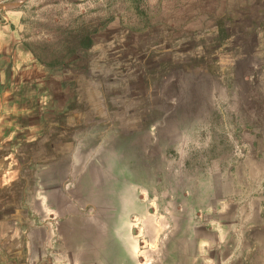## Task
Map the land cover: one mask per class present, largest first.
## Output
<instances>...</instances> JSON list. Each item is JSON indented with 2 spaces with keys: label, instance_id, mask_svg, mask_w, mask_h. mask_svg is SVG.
<instances>
[{
  "label": "rangeland",
  "instance_id": "374dc122",
  "mask_svg": "<svg viewBox=\"0 0 264 264\" xmlns=\"http://www.w3.org/2000/svg\"><path fill=\"white\" fill-rule=\"evenodd\" d=\"M222 1L0 0V22H12L45 65L72 69V28L91 30L94 44L78 54L84 76L99 81L107 117L86 126L120 141L112 157L127 168L116 175L134 182L128 220L135 264L203 262L195 239L210 218L264 194V7ZM133 50L140 60L130 67L125 58ZM108 73L100 87L97 77ZM6 235L28 239L12 227L0 239ZM6 254L0 246V264L9 263Z\"/></svg>",
  "mask_w": 264,
  "mask_h": 264
},
{
  "label": "crops",
  "instance_id": "0c3cea01",
  "mask_svg": "<svg viewBox=\"0 0 264 264\" xmlns=\"http://www.w3.org/2000/svg\"><path fill=\"white\" fill-rule=\"evenodd\" d=\"M263 1L236 0V6L264 7ZM10 23L0 22V234L12 227L26 231L28 239L22 256L14 252L18 239H0L7 252L4 262L135 264L128 220L134 182L116 175L117 168H127L112 157L120 141L115 132L86 126L89 118L107 117L99 81L84 76L78 54L94 40L70 56L74 65L68 71L37 61ZM125 59L130 67L138 65L140 54L133 50ZM110 77H97L100 87ZM141 80L137 76L131 84L137 87ZM123 142L133 143L132 138ZM219 211L205 235L195 239L194 254L203 262L195 258L179 264H264V194ZM47 246L46 253L38 252Z\"/></svg>",
  "mask_w": 264,
  "mask_h": 264
},
{
  "label": "trees",
  "instance_id": "16d2710c",
  "mask_svg": "<svg viewBox=\"0 0 264 264\" xmlns=\"http://www.w3.org/2000/svg\"><path fill=\"white\" fill-rule=\"evenodd\" d=\"M113 10H114V8H113ZM104 24L105 23H101L102 26ZM80 27H81V30H83V31H80L77 27L75 29L72 28L74 33L76 34L75 36L77 38L76 39L77 41H76V44H73L70 47H68L67 51H68L69 56L76 54V49L88 48L91 44V37H90L91 30H87L85 28V24H83V26H80Z\"/></svg>",
  "mask_w": 264,
  "mask_h": 264
},
{
  "label": "flooded vegetation",
  "instance_id": "af4514ba",
  "mask_svg": "<svg viewBox=\"0 0 264 264\" xmlns=\"http://www.w3.org/2000/svg\"><path fill=\"white\" fill-rule=\"evenodd\" d=\"M19 238H18V243L16 244L17 248H15L16 250L15 251L13 250V251L16 252L18 256H22V254L24 253V250H23L24 240H21V236H19Z\"/></svg>",
  "mask_w": 264,
  "mask_h": 264
},
{
  "label": "water",
  "instance_id": "95a60500",
  "mask_svg": "<svg viewBox=\"0 0 264 264\" xmlns=\"http://www.w3.org/2000/svg\"><path fill=\"white\" fill-rule=\"evenodd\" d=\"M20 1H14V2H12V3H8V4H6V6H14V5H17L18 3H19ZM1 6H4L3 4H0V7Z\"/></svg>",
  "mask_w": 264,
  "mask_h": 264
}]
</instances>
